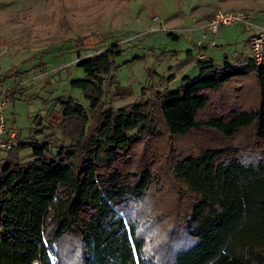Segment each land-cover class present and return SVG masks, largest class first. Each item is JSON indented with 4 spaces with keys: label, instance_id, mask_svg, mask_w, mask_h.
I'll list each match as a JSON object with an SVG mask.
<instances>
[{
    "label": "trees",
    "instance_id": "obj_1",
    "mask_svg": "<svg viewBox=\"0 0 264 264\" xmlns=\"http://www.w3.org/2000/svg\"><path fill=\"white\" fill-rule=\"evenodd\" d=\"M122 51L118 43L79 51L85 74L70 83L88 104L59 96L61 135L53 127L46 132L51 126L40 120L0 150V264H264V64L252 56L244 64L200 56L197 77L184 74L177 87L149 93L144 86L135 100L107 106L104 82ZM251 72L258 104L227 108L217 91ZM20 73L18 66L0 73L9 100L25 94ZM13 74L15 84L7 85ZM215 100L220 109L199 118ZM202 127L228 138L252 128L254 137L248 150L221 142L172 162L179 207L160 249L149 251L147 202L160 181L157 138ZM69 237L72 256L63 252Z\"/></svg>",
    "mask_w": 264,
    "mask_h": 264
},
{
    "label": "rangeland",
    "instance_id": "obj_2",
    "mask_svg": "<svg viewBox=\"0 0 264 264\" xmlns=\"http://www.w3.org/2000/svg\"><path fill=\"white\" fill-rule=\"evenodd\" d=\"M218 8L249 10L256 25L264 24V0H0V73L18 66L17 79L25 88L24 95L9 100V127L20 130L18 138L26 137L42 120L51 126L46 132L53 127L61 135L58 97L73 95L88 104L82 90L70 83L85 74L77 65L79 51L88 55L113 43L123 49L116 56L117 69L104 82V100L114 107L141 96L144 86L149 93L151 87H177L184 74L197 77L196 59L201 54L221 64L225 59L244 64L252 56L249 37L259 26L233 23L211 32L205 22ZM5 82L14 85L15 74ZM221 91L229 109L238 105L250 109L260 99L254 72L235 77L217 92ZM216 103L201 110L199 118L218 111ZM252 137V128L228 138L202 127L174 138L167 134L157 138L160 181L147 202L152 211L146 223L149 251L160 249L179 207L177 184L170 175L172 162L221 142L248 150ZM29 153L30 149L22 152ZM71 240L64 241V253L72 248Z\"/></svg>",
    "mask_w": 264,
    "mask_h": 264
},
{
    "label": "built area",
    "instance_id": "obj_3",
    "mask_svg": "<svg viewBox=\"0 0 264 264\" xmlns=\"http://www.w3.org/2000/svg\"><path fill=\"white\" fill-rule=\"evenodd\" d=\"M242 23L256 25L253 12L246 9H224L218 8L209 19L207 27L211 32L217 33L222 25ZM259 26L249 37V46L254 61L258 64H264V24ZM9 99L5 95L4 88L0 86V150L10 148L15 139L18 138L17 128H8L7 108Z\"/></svg>",
    "mask_w": 264,
    "mask_h": 264
},
{
    "label": "crops",
    "instance_id": "obj_4",
    "mask_svg": "<svg viewBox=\"0 0 264 264\" xmlns=\"http://www.w3.org/2000/svg\"><path fill=\"white\" fill-rule=\"evenodd\" d=\"M209 9H212V7H209L207 10H209ZM206 24L208 23V22H205ZM201 56H204L203 54H201Z\"/></svg>",
    "mask_w": 264,
    "mask_h": 264
}]
</instances>
